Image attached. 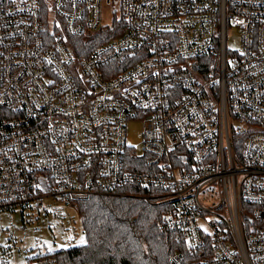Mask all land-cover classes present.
Segmentation results:
<instances>
[{"label": "built area", "instance_id": "1", "mask_svg": "<svg viewBox=\"0 0 264 264\" xmlns=\"http://www.w3.org/2000/svg\"><path fill=\"white\" fill-rule=\"evenodd\" d=\"M135 187L165 190L162 232L211 241L198 264H264V0H0V221L59 245L20 264H58L80 203Z\"/></svg>", "mask_w": 264, "mask_h": 264}, {"label": "trees", "instance_id": "2", "mask_svg": "<svg viewBox=\"0 0 264 264\" xmlns=\"http://www.w3.org/2000/svg\"><path fill=\"white\" fill-rule=\"evenodd\" d=\"M165 190L135 187L125 197L100 196L80 203L86 242L57 252L58 264H198L211 255V241L191 251L173 233L162 232L169 204L147 202L162 198ZM158 200V199H156Z\"/></svg>", "mask_w": 264, "mask_h": 264}, {"label": "rangeland", "instance_id": "3", "mask_svg": "<svg viewBox=\"0 0 264 264\" xmlns=\"http://www.w3.org/2000/svg\"><path fill=\"white\" fill-rule=\"evenodd\" d=\"M107 17V16H105ZM229 47L232 49H239L241 46L240 41V33L237 30H232L229 34L228 40ZM141 131V126L138 123H131L129 126V140L133 144H139L140 139L137 137ZM23 225V219L20 212L13 213L10 217L6 215L0 221V226L6 228V233L1 234V243L5 244V242L10 238L11 233L14 234V238H17V247L15 248V259L17 263L20 264V261L24 260L28 255L32 257L35 254V251H31L29 253L25 252V248L28 250L41 248L43 250L52 249L57 250L59 245L53 244L52 239L50 237H42L41 239L37 236H34L30 233L24 237L23 231L20 229ZM56 241L59 242V237L56 236ZM46 246V247H45ZM172 262V259H171Z\"/></svg>", "mask_w": 264, "mask_h": 264}, {"label": "bare ground", "instance_id": "4", "mask_svg": "<svg viewBox=\"0 0 264 264\" xmlns=\"http://www.w3.org/2000/svg\"><path fill=\"white\" fill-rule=\"evenodd\" d=\"M86 242V241H85Z\"/></svg>", "mask_w": 264, "mask_h": 264}]
</instances>
